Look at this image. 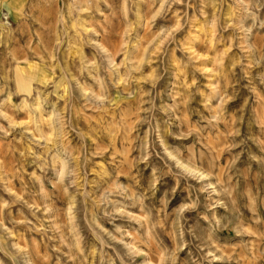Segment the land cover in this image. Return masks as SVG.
<instances>
[{"label": "rangeland", "instance_id": "1", "mask_svg": "<svg viewBox=\"0 0 264 264\" xmlns=\"http://www.w3.org/2000/svg\"><path fill=\"white\" fill-rule=\"evenodd\" d=\"M0 264H264V0H0Z\"/></svg>", "mask_w": 264, "mask_h": 264}]
</instances>
